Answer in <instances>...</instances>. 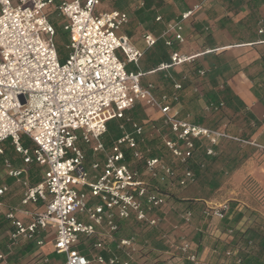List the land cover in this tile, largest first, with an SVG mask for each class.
<instances>
[{
	"label": "built area",
	"instance_id": "1",
	"mask_svg": "<svg viewBox=\"0 0 264 264\" xmlns=\"http://www.w3.org/2000/svg\"><path fill=\"white\" fill-rule=\"evenodd\" d=\"M106 1L70 0L55 5L54 0H0V155L4 153L1 143L9 141L22 157L25 168L4 163L8 176L15 179L30 165L44 170L35 185L24 183L18 208L3 215L12 227L6 251L0 253L3 264L19 241L32 244L43 263L48 259L42 250L50 245L52 253L64 256V264H151L134 257L138 242L132 235L121 236L122 224L158 227L162 220L151 212L166 208L168 200L150 180L162 173L184 187L192 182L193 174L184 169L183 176L176 177L162 159L148 156V149L141 150L143 127L127 115L136 105L159 112L163 126L174 136L163 139L165 149L179 164L190 161L197 141H204L205 154L214 156L219 141L228 137L221 130L178 118L172 104H178L181 84L173 85L171 96L158 100L151 85H142L139 62L144 50L121 33L129 22L127 13L96 10ZM48 8L66 21L63 30L68 33L69 53L64 62L58 59ZM199 9L196 4L165 23L155 17L156 23L163 24V32L159 37L144 34V48H153L160 39L167 48L182 44L184 22ZM196 58L173 50L169 62L149 73L190 65ZM129 65L137 70H127ZM196 75L203 77L205 71L200 69ZM193 93L202 97L197 87ZM204 109L216 106L207 102ZM112 120L118 121L119 135L107 148L101 138ZM22 138L31 147H24ZM87 152L94 157L89 163ZM128 160L138 162L143 173ZM6 191V186L0 187V197ZM28 206L36 209L27 210ZM230 212L229 204L222 202L207 206L204 214L221 221ZM180 218L189 223L192 212L184 210ZM212 229L215 239L233 238L231 228ZM80 245L87 247V255ZM177 251L193 264H206L185 240ZM224 256V264L239 263L236 248L227 249Z\"/></svg>",
	"mask_w": 264,
	"mask_h": 264
},
{
	"label": "crops",
	"instance_id": "2",
	"mask_svg": "<svg viewBox=\"0 0 264 264\" xmlns=\"http://www.w3.org/2000/svg\"><path fill=\"white\" fill-rule=\"evenodd\" d=\"M12 1L14 2L16 0ZM63 1L70 0H61L60 2ZM126 1L127 4H131L144 0ZM106 2H109V10L115 9L123 11V5H120V0H107ZM158 3V8H160V13H162V15L157 11H153V18L151 20L142 23L140 21L130 22L132 24L123 27L121 30V33L126 35L133 45L144 50V55L139 64V69L143 72L141 78L142 85L146 86L152 84L149 81H153L155 79L154 77H156L159 82L156 92L157 96H171L174 84H181L182 89L186 86L187 75L190 74L189 67L177 66L164 71L149 72L156 69L158 65L169 62V55L173 50L184 55H197L196 67L204 70L205 75L199 77L197 80L194 79L193 83L201 85V90L203 92L201 93L202 97L195 95V106L191 108L190 113H188L183 105L185 101L182 100V91L177 92L178 104H172V106H174V109L178 112V118L207 128L221 130L228 136L222 142H231L235 141V139H239V137L234 133H230L229 128L231 122L228 119L217 116L218 113L223 109L228 113L235 114L236 117L245 116L250 120H248L250 122L249 124L253 127L249 142H252L259 148H264V125L261 124V121L264 119V105L257 97H261L264 94V74L259 77L252 76V78L255 77V81H251L247 73V68L252 63L259 60L264 61V0H159ZM196 4H200V9L197 10L189 20L184 22V42L182 44H175L174 48H167L164 46V40L160 39L155 48H144L141 40L144 34H151L155 37H159L163 32V24L156 23L154 21L155 17L160 16L163 23L174 21L179 18L181 13L192 8ZM123 12H125V10ZM130 26H133L132 28L134 29L130 28ZM259 31L262 32L259 33ZM206 51L211 52L205 53ZM191 77L192 75L190 74L188 79ZM207 102L214 103L216 109L206 111L204 107ZM127 115H129V113ZM158 115V120L161 123L162 120L159 112ZM215 117H217V119H215ZM157 133L161 140L174 138L173 134L166 126L161 128V131H157ZM26 140V138H22L21 143L24 142L23 146L31 147V143L28 140L26 142ZM8 145L9 148L2 146L4 153L0 155V187H7V191L0 197V202L2 204L0 207V217H3L4 213L9 209L18 208L25 189L24 183L27 182L30 185H35L41 180L44 172L42 168L36 165H30L27 167L26 172L21 174L19 179L8 176V171L4 164L5 161L15 169L25 168L22 157L15 152L9 141ZM199 146L200 144L197 141V143H195V152L199 149ZM143 147L141 150H147L144 144ZM217 148L219 149V146L215 148L216 152L218 151ZM241 148L242 146L239 145V152ZM232 170L229 178L230 184L221 189L227 190V193H234L238 190V193L242 194V191H245L243 187L244 180L246 177H251L256 181L259 188L264 193V155L262 156L259 150L253 151L252 155L243 159V161ZM138 171L142 174V167L138 168ZM229 200L235 199L229 198ZM237 201L245 206L243 211L240 209L237 211H252L264 218V209L261 204L259 205L257 202L250 201ZM184 204L186 207V203ZM179 206L182 207L181 202ZM236 207L238 208L239 206L237 205ZM236 207L234 210H236ZM26 209L33 210L36 208L28 206ZM177 214H179L178 211ZM20 218L24 223L28 222V218H23L22 216H20ZM159 218L162 220L160 216ZM231 218L232 215H229L226 219V223L234 230L233 236L235 233H243L245 236L250 234L249 229L252 228L253 223L249 217L244 215L235 224H230ZM165 220L166 218L164 217L162 221L165 222ZM218 221L219 220H217V222ZM222 225L223 223L220 222L218 226L214 227L223 232L222 229L224 228H222ZM230 227H227V229H230ZM173 228L175 241L167 240V243H169V251H166V253L170 254V251H177V248L182 244V240H185L191 244L192 250L195 253L197 252L201 261L205 263V261L207 262V260L209 261L211 259L210 257L213 256L211 249L212 243L217 240L215 239L217 234L213 229L210 232L211 236L209 235L207 240L198 242V245H196L194 240L190 241L184 236H181V233L175 231V229H177L176 224ZM7 234L8 233L3 236V244H1L5 246V249L8 237ZM221 241L226 244L231 242L225 240ZM30 245V251L32 252L33 245ZM23 246V241H19L14 245L11 255L4 264H14L13 259H16L21 251V253L24 254ZM198 247L199 249H197ZM5 251L0 250V253ZM42 251L47 259L49 255V258H57L60 260V264H64L65 259L63 255H55L50 250L45 252L44 248ZM104 255L108 257L111 254ZM47 263L48 261L43 264ZM0 264L3 263L0 262Z\"/></svg>",
	"mask_w": 264,
	"mask_h": 264
},
{
	"label": "rangeland",
	"instance_id": "3",
	"mask_svg": "<svg viewBox=\"0 0 264 264\" xmlns=\"http://www.w3.org/2000/svg\"><path fill=\"white\" fill-rule=\"evenodd\" d=\"M60 1L61 0H55L54 4L58 5ZM120 1V5H123V11L125 10L129 17V22L126 27L129 24H132L130 22L140 21L142 23L144 21L151 20L153 18V11H157L162 15V13H160V8H158L159 0H144L131 4H127L126 0ZM140 3H143L142 7ZM109 6V2H103L97 7L96 10L108 11ZM46 13L48 21L55 29L54 43L59 62H64L69 53V50L67 49L68 33L63 30V26L66 21L61 17H57L52 8H48L46 10ZM132 27L133 26H130V28ZM155 47L156 46H154L153 48ZM186 66L188 67V65ZM127 69L131 71L137 70L134 65H129ZM261 70L262 67L260 66V64L254 62L247 68V73L250 77H252L256 76ZM154 78L155 79L153 81L149 82L152 83L150 84L152 86L151 92L153 96L158 100L160 97L157 96L156 92L158 90L157 86L159 85V82L156 77ZM182 93V100L185 101L183 104L185 106L184 108L186 109V112L190 113L191 108L195 106L194 99H196V96L191 93L189 87H186L185 91ZM128 113L129 117L133 118L135 122L139 123L143 127L144 133L142 137V144L146 145L145 148H148V142L157 140L158 138V140L163 142L157 131H161V128H163L164 126L162 124V121L160 123V121L158 120L159 115L156 109H152L150 107L139 104ZM217 116H219L220 118L228 119L231 122L229 128L230 133H234L242 141L249 142L253 127L249 124L250 120L247 119V117H236L235 114L228 113L223 109L220 111V113H218ZM215 119H217V117H215ZM107 126L108 133H106V135L101 138V141L105 145L109 143V140L115 139L119 135L117 120L110 121ZM223 140H220L218 145L216 146H219V149H217L221 152H216L215 150L214 156H207L205 154L206 143L204 141H199L201 147L199 146V149L196 152L194 150L192 158L184 165L179 164L178 161L174 159L166 149H162L161 144L156 145L159 141H155L151 146H149V148L153 147L151 153L158 152L159 156H162L157 158L162 159V161L166 163L167 166L172 168L175 172L176 177H182L185 171L184 169H189L188 171L193 174V180L184 187H179L178 185H176L175 180L168 179L162 173H158L155 180H150L155 190L163 191L168 200V206H166V208L158 211H153L151 212V215L158 217L160 216L162 220L165 217L166 220L165 222L162 221V224H160L156 228L133 223L126 224V226L123 225L121 227V236L132 235L138 242V252L135 254V258L145 260L151 264H184V262L187 260L185 259V255L181 254L179 251H170V254L166 253V251H169V243H167V240L175 241V236L173 234V226L175 224L177 225V229H175V231L181 233V236H184L190 241L194 240L196 245H198V242L207 240L209 238L208 236L210 235L211 229L214 226H218L220 223L219 221L218 223L216 219L212 220L204 214L207 206L219 204L222 202H227L231 206V203H235V207L237 205L239 206L238 208L236 207V210L240 209L243 211L245 209V206L237 201L240 200L241 202H257L259 205L261 204L264 209V193L261 191L256 181H254V179H252L251 177H246V179L244 180L243 187L245 191H242V194L238 193V190L234 193H227V190L221 189L224 186L230 184V173L233 171L232 169L235 168V166L241 163L243 159L252 155L253 151L255 150H259V153H261V155L263 156L264 148H259L255 145L237 141H231L232 143L222 142ZM22 145H24V142L22 143ZM239 145L242 146L240 152L238 151ZM2 146L9 148L8 141L2 143ZM86 157L87 163L94 159V157L91 156L88 152L86 153ZM97 159L102 158L97 157ZM138 167L141 168L142 166L139 165ZM229 198H233L235 200H229ZM180 202L182 203V207L179 206ZM184 203H186V207ZM184 210H190L192 212V219L189 223H185L180 218V214ZM177 211L179 212V214H177ZM3 236H0V245L3 244ZM23 245L24 248L27 246V243L23 241ZM44 249L45 252L49 250L52 251L50 245L45 246ZM197 249H199V247ZM36 252L37 250L32 247V252L29 251L27 254H24V256H22V258H20V260H18L16 264H35V259L33 260L32 257ZM196 255L199 258L197 252ZM48 259L49 260L47 264H60V260L57 258L51 259L48 255ZM224 262L225 261L223 260V258H218L215 261V263L217 264H224ZM205 263L213 264L214 262L213 260H207V262L205 261ZM36 264L40 263L38 262Z\"/></svg>",
	"mask_w": 264,
	"mask_h": 264
},
{
	"label": "trees",
	"instance_id": "4",
	"mask_svg": "<svg viewBox=\"0 0 264 264\" xmlns=\"http://www.w3.org/2000/svg\"><path fill=\"white\" fill-rule=\"evenodd\" d=\"M253 13H255V12H253ZM256 63L260 64V66L262 67V70L255 76V77H259V76L264 74V61L259 60ZM184 66H186V65H184ZM188 67L190 70L189 73L192 75V77L188 79V77H190V74L187 75L186 86H184V88L181 91L184 92L186 87H189L191 93L195 96L196 94L193 93V87H197L199 92L203 93L201 90V85H199L198 83H193L194 79L195 80L199 79V77L196 75V72L200 69L196 67V59L193 62H191L190 65H188ZM127 70H129V69H127ZM255 77H253V78L249 77V79L251 81H255ZM257 97L264 105V94L261 97H259V96H257ZM261 124L264 125V119L261 121ZM158 139L147 143V146H148L147 155L148 156L160 157L158 152H152L151 153V150H153V147L149 148V146H151L155 141H159L156 145L161 144V148L165 149L164 143ZM111 140H109V143L106 144L107 148L110 146ZM142 147H143V144L141 145V148ZM145 147H146V145H145ZM126 156L128 157V155H126ZM129 163L132 166L133 165L139 166L138 162H133L132 160L129 161ZM157 192L164 194L163 191H161V190H157ZM234 208H235V203H231V206H230L231 212L229 213V215H232V218H231L230 224H235L237 221H239L245 215V216L249 217L253 223L252 228L249 229L250 234L245 236V234H243V233H235V235L233 236V238L229 244H226L219 239L215 240L212 243L211 249L213 252V256L210 257L211 258L210 260L211 261L213 260V262H214L213 264H217V263H215V261L218 258H223V260L225 261V259H226V257L224 256L225 251L229 248H236L238 251V258H239L238 264H264V218L255 212L247 211V210L242 212V211L234 210ZM228 216L220 221L221 223H223V225H222V228H224V229H222L223 231L227 230V227H230L226 223V219L228 218ZM230 228L232 229V227H230ZM11 229H12V227H11L10 223L7 220H5L3 217H0V236L5 235ZM30 247H31L30 244H28L26 247H24V249H23L24 254L28 253L30 251ZM0 250L5 251V246L0 245ZM80 250L82 251V253H85L87 255V251H86L87 247L80 245ZM21 252H20V254H18L16 259H13L14 264L17 263V261L20 259V257L24 256V254ZM32 259L33 260L35 259V262H34L35 264L38 262L40 264H43L41 256L37 252L33 254ZM184 264H193V263H191L189 261H185ZM228 264H234V263L229 261Z\"/></svg>",
	"mask_w": 264,
	"mask_h": 264
}]
</instances>
